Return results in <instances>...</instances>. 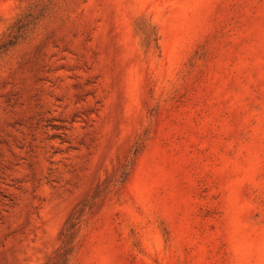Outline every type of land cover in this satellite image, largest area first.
Masks as SVG:
<instances>
[{"label": "rangeland", "instance_id": "obj_1", "mask_svg": "<svg viewBox=\"0 0 264 264\" xmlns=\"http://www.w3.org/2000/svg\"><path fill=\"white\" fill-rule=\"evenodd\" d=\"M0 264H264V0H52L0 58Z\"/></svg>", "mask_w": 264, "mask_h": 264}, {"label": "trees", "instance_id": "obj_2", "mask_svg": "<svg viewBox=\"0 0 264 264\" xmlns=\"http://www.w3.org/2000/svg\"><path fill=\"white\" fill-rule=\"evenodd\" d=\"M51 2L52 0L48 2L36 0L31 9L18 16L0 35V58L15 49L33 33L41 20L45 18Z\"/></svg>", "mask_w": 264, "mask_h": 264}]
</instances>
